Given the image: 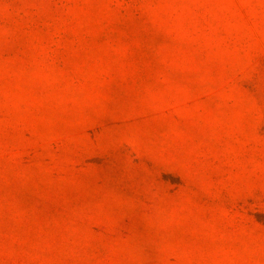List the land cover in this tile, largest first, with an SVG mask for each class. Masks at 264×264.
<instances>
[{
  "label": "rangeland",
  "instance_id": "374dc122",
  "mask_svg": "<svg viewBox=\"0 0 264 264\" xmlns=\"http://www.w3.org/2000/svg\"><path fill=\"white\" fill-rule=\"evenodd\" d=\"M0 264H264V0H0Z\"/></svg>",
  "mask_w": 264,
  "mask_h": 264
}]
</instances>
